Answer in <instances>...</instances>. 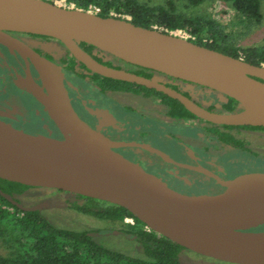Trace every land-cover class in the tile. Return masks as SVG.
Here are the masks:
<instances>
[{"label":"water","instance_id":"1","mask_svg":"<svg viewBox=\"0 0 264 264\" xmlns=\"http://www.w3.org/2000/svg\"><path fill=\"white\" fill-rule=\"evenodd\" d=\"M11 31L52 36L90 71L155 88L178 99L193 114L215 123L264 126V113L251 115L247 108L248 97L264 101V63L255 64L198 44L172 30L136 24L129 17L102 16L50 0H0V44L32 62L41 85L28 73V91L61 133V137H55L30 132L0 118V177L121 205L150 229L191 250L239 264H264V230L257 229L264 224V170L241 172L225 179L203 168L225 185V189L214 193H186L169 186L156 173L69 123L61 106L49 101L46 93L48 73L67 89L61 65ZM81 41L123 61L213 88L236 99L242 109H207L159 79L96 59L81 46ZM115 42H127L132 56L117 52ZM227 72L242 77L232 81ZM68 99L71 103L69 93ZM72 109L78 119L89 125L73 106ZM66 135L87 146L88 152H70L43 142L61 140Z\"/></svg>","mask_w":264,"mask_h":264},{"label":"flooded vegetation","instance_id":"2","mask_svg":"<svg viewBox=\"0 0 264 264\" xmlns=\"http://www.w3.org/2000/svg\"><path fill=\"white\" fill-rule=\"evenodd\" d=\"M11 33L27 42L40 54L61 65L74 110L89 126L100 132L96 133L105 137L111 146L114 142L116 145H113V148L145 169L156 173L169 186L186 193H214L225 189V185L209 176L203 168L212 170L225 179L247 171L245 167L247 162L237 158L241 152L249 150L246 142L237 135L241 130L250 128L244 126L247 124H233L240 126L230 129L243 141L247 149L221 141L216 134L207 133L203 128L212 121L197 115V117L171 116L167 113L169 106L152 92L148 94L128 90L98 92L97 80L92 79L90 72L82 68L80 64L82 62L75 59L73 64L75 70L84 73V77H79L69 70L68 65L73 56L70 52L68 57L64 51L50 49L48 44L56 38L33 32ZM127 64L129 67L126 69L133 71L136 68ZM115 65L122 67L119 64ZM157 72L165 76L163 80H159L207 109L229 112L236 111L239 105L228 110L223 103L227 102L230 96L195 82ZM28 73L41 85V78L32 62L17 50L0 44V118L30 132L58 136L60 131L40 102L19 85L20 80L28 82L25 78ZM151 75L153 77V72ZM207 90L222 94L224 98L218 94L214 99L213 93H208ZM120 95L124 99H131L133 104L120 100L118 98ZM204 101L208 103L204 104ZM153 104L158 105V108H154ZM34 105L42 110V114L48 119L46 132L38 129L34 131L31 127L33 119L30 116ZM27 108L30 110L28 114H31L29 118L25 117Z\"/></svg>","mask_w":264,"mask_h":264},{"label":"trees","instance_id":"3","mask_svg":"<svg viewBox=\"0 0 264 264\" xmlns=\"http://www.w3.org/2000/svg\"><path fill=\"white\" fill-rule=\"evenodd\" d=\"M54 1V0H50ZM73 2L76 7L89 9L95 5L96 13L102 16L127 17L136 24L155 26L165 31L182 29L190 36L191 41L207 47L243 57L245 60L261 64L264 63V44L236 45L229 39V34L223 32L217 21L196 14H186L176 9L175 0H164L162 4L149 5L140 0H65ZM189 5H197L205 0H185ZM247 22L258 23L261 20V0H226ZM207 34V38L204 36ZM81 46L96 59L108 65L120 67L111 60H103L93 53L96 48L84 41ZM75 58L72 56L68 65L69 70L77 76L84 77L83 72L74 69ZM126 62V61H124ZM129 63V62H126ZM97 80L98 92L108 90L143 91L145 94L154 93L161 101L169 106L167 113L174 117H197L176 98L158 91L155 88L122 79H116L92 72L80 63ZM136 68V73L151 77L154 69L129 63ZM238 104L233 97H229L223 106L232 110ZM240 125H218L208 122L204 130L214 133L221 141L229 142L234 146L247 149L243 141L235 136L230 129ZM250 128H261L263 125H244ZM226 127V128H221ZM30 185L11 181L0 177V239L7 245L6 253L0 252V264H184L180 259V251L185 246L167 238L166 236L145 228V223L126 207L112 204L108 201L74 193L85 198L83 204H74L80 212L91 214L98 218L120 220L132 217L133 222L123 223L121 232L134 238L140 247L139 254H130L124 251L109 248L97 242L94 234L97 229H71L57 226L52 223L37 206H22L14 196ZM61 190V189H60ZM99 201L106 203L100 205ZM264 227V224L257 228Z\"/></svg>","mask_w":264,"mask_h":264},{"label":"rangeland","instance_id":"4","mask_svg":"<svg viewBox=\"0 0 264 264\" xmlns=\"http://www.w3.org/2000/svg\"><path fill=\"white\" fill-rule=\"evenodd\" d=\"M54 1L61 5L76 7L73 2L67 3L65 0ZM140 1L149 5L164 3V0ZM175 5L176 9L180 12L192 15L199 14L214 19L217 21L220 28H222V31L229 34V39L236 45L247 46L264 44V0L260 1L262 17L258 23H248L246 19H242L232 7L231 3L226 0H205L197 5H189L185 0H175ZM126 16L129 17V15ZM172 31L187 38L190 36L182 29ZM14 32H16V34L27 33L26 31ZM204 36L206 38L208 37L207 34H204ZM51 41V44H48V46L52 51H64L66 56H70L68 49L61 41L56 39H52ZM93 52L96 55L101 56L103 59L111 60L113 63L119 64L124 68L129 67L126 62L111 53L102 51L98 48H94ZM153 77L162 80L165 78L163 74L157 71H153ZM203 91H205V89H203ZM207 91L208 93H213L214 99L216 98V95L218 96L219 94L211 92L210 90ZM219 95H221V98H224L222 94ZM118 98L124 102L133 104L131 99H124L122 95L118 96ZM203 103L207 104L208 101H204ZM153 106L154 108H158V105L153 104ZM32 109V115L29 113L31 115L30 117L33 119L31 127H33L34 131H36L35 129H38L46 132V127L48 126L46 120L48 119L44 117L42 110L37 108L36 105H34ZM240 109H242V106L239 104L236 111ZM29 111L30 110L27 108L25 113V117L27 118H29ZM56 133H58V131ZM237 135L246 142L247 147L249 148V150L243 151L237 156L238 159L247 162V165H245L247 171L264 170V130L260 128H247L241 130ZM55 137H61V133ZM114 145L116 144L114 143ZM14 196L22 206L39 207L42 213L57 226L71 229H97L98 231L94 234V238L104 246L130 254L140 253L139 243L134 238L120 231L124 226L123 223L133 222V219L129 220L128 216H126L128 219L124 217L123 220L120 221L98 218L91 214L80 212L76 210L73 205L86 203L87 200L85 198L70 191L60 190L53 187L30 185L20 192H15ZM99 204L105 205L106 203L99 201ZM145 228L150 229L146 225ZM257 229L264 230V227ZM7 251V245L0 239V252L6 253ZM180 259L184 264H239L207 256L187 247L181 249Z\"/></svg>","mask_w":264,"mask_h":264},{"label":"bare ground","instance_id":"5","mask_svg":"<svg viewBox=\"0 0 264 264\" xmlns=\"http://www.w3.org/2000/svg\"><path fill=\"white\" fill-rule=\"evenodd\" d=\"M115 49L121 55L126 57H131V48L127 42H115ZM227 76L231 78L232 81L239 80L242 75L236 72H227ZM25 79V78H24ZM28 82L24 80L19 81V85L22 89L31 90V82L27 79ZM46 93L48 94L49 101L56 102L59 106H61L64 118L69 121L71 124H76L81 127L84 131H87L95 138L99 139L106 145L111 144L108 142L106 138L99 135V131L93 129L91 126L87 125L84 121H81L75 115L71 103L68 99L67 89L61 84V82L57 79V77L51 73L47 74V83H46ZM247 108L248 113L251 115H260L264 113V101L254 98H247ZM94 130V131H93ZM98 132V133H96ZM46 144L54 146L56 148L65 149L70 152L75 153H87L88 147L80 145L71 135H66L61 140H53L47 139L43 141ZM114 144H112L113 146Z\"/></svg>","mask_w":264,"mask_h":264},{"label":"built area","instance_id":"6","mask_svg":"<svg viewBox=\"0 0 264 264\" xmlns=\"http://www.w3.org/2000/svg\"><path fill=\"white\" fill-rule=\"evenodd\" d=\"M88 10L95 12V10H97V7L95 5H90V8ZM125 218L128 219V217ZM129 220H132V217H129Z\"/></svg>","mask_w":264,"mask_h":264},{"label":"crops","instance_id":"7","mask_svg":"<svg viewBox=\"0 0 264 264\" xmlns=\"http://www.w3.org/2000/svg\"><path fill=\"white\" fill-rule=\"evenodd\" d=\"M26 91H28V90H26ZM29 92V91H28ZM31 93V92H30Z\"/></svg>","mask_w":264,"mask_h":264}]
</instances>
